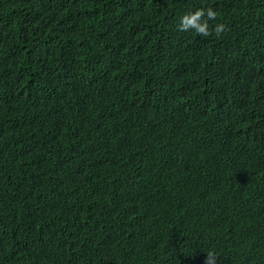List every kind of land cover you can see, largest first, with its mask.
I'll list each match as a JSON object with an SVG mask.
<instances>
[{
	"label": "trees",
	"instance_id": "1",
	"mask_svg": "<svg viewBox=\"0 0 264 264\" xmlns=\"http://www.w3.org/2000/svg\"><path fill=\"white\" fill-rule=\"evenodd\" d=\"M2 225L0 264H264V0H0Z\"/></svg>",
	"mask_w": 264,
	"mask_h": 264
},
{
	"label": "clouds",
	"instance_id": "2",
	"mask_svg": "<svg viewBox=\"0 0 264 264\" xmlns=\"http://www.w3.org/2000/svg\"><path fill=\"white\" fill-rule=\"evenodd\" d=\"M218 15V12L211 6L208 7H197L185 11L178 20L176 25L177 30L184 33H193L201 37H208L210 34L215 33L219 35L225 30V25L221 22H216L210 25V21H214ZM8 232V225L0 226V241L6 237ZM245 233L239 234L234 241L238 240L237 243L241 248H244ZM256 243L251 240V249L254 250ZM211 255V254H209Z\"/></svg>",
	"mask_w": 264,
	"mask_h": 264
}]
</instances>
